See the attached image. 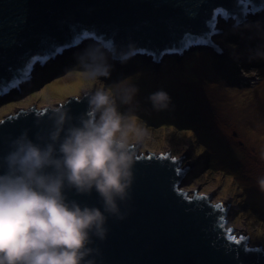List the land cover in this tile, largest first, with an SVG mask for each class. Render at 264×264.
Listing matches in <instances>:
<instances>
[{
	"label": "water",
	"instance_id": "95a60500",
	"mask_svg": "<svg viewBox=\"0 0 264 264\" xmlns=\"http://www.w3.org/2000/svg\"><path fill=\"white\" fill-rule=\"evenodd\" d=\"M217 8L229 13L225 23L230 18L235 21L233 17L242 21L248 14L263 10L264 0H249L247 12L241 0H0V96L19 88L21 83L11 86L12 82L32 56L43 54L53 43L70 41L73 26L111 39L116 48L115 55L111 54L120 57L136 48L162 51L178 42L185 32H209L207 24ZM220 18L225 19L217 16L216 27ZM212 43L215 47L206 46L218 52L219 44ZM92 93L82 99L73 96L53 109H39L34 104L2 119L0 155L8 150L9 141L22 132L34 138L47 126L48 116L55 109L70 110L74 117L84 113L86 98ZM145 142L131 145L135 153L134 179L129 199L121 205L126 218H109L106 239L94 240L92 247L98 249L96 264H264V251L244 250L245 245L264 249L263 245H252V236L228 226L230 202L214 203L199 189L185 190L182 182L189 169L182 167L181 158L171 152H141ZM161 156L174 158L175 163L171 159L161 161ZM66 194L81 204L101 207L95 192L90 197L77 196L74 191ZM216 205H222L223 212ZM221 216L223 228L219 227ZM227 229L237 238L246 239L236 245L227 239Z\"/></svg>",
	"mask_w": 264,
	"mask_h": 264
},
{
	"label": "rangeland",
	"instance_id": "374dc122",
	"mask_svg": "<svg viewBox=\"0 0 264 264\" xmlns=\"http://www.w3.org/2000/svg\"><path fill=\"white\" fill-rule=\"evenodd\" d=\"M248 16L259 24L240 26L246 31L241 37L228 30L231 24L239 28L231 18L227 23L218 20L216 29L222 31L211 37L219 44L218 52L196 45L158 61L146 54L132 55L122 63L104 49L111 74L92 82L79 75V56L98 47L86 40L44 65L37 63L20 89L0 96V121L34 104L53 109L73 96L82 99L97 89L114 91L118 82L127 80L138 93L132 105L117 101L118 110L133 116L134 127L143 130L142 136L129 133L130 145L145 140L141 152L170 151L181 158L182 167L189 169L183 188L199 189L214 203L230 202L228 226L252 236V245L264 247V192L257 183L264 177V46L260 45L264 9ZM223 37L233 43L227 44ZM158 90L171 98L165 110H155L148 99Z\"/></svg>",
	"mask_w": 264,
	"mask_h": 264
},
{
	"label": "clouds",
	"instance_id": "9594fccd",
	"mask_svg": "<svg viewBox=\"0 0 264 264\" xmlns=\"http://www.w3.org/2000/svg\"><path fill=\"white\" fill-rule=\"evenodd\" d=\"M78 60L86 81L111 74L103 48L86 49ZM137 93L127 80L114 91L97 89L79 116L55 109L34 138L25 131L9 141L0 155V264H96L94 240L106 239L109 218H126L121 205L129 199L135 163L129 133L143 130L117 101L132 105ZM148 99L157 111L171 104L164 90ZM257 183L264 192V177ZM71 191L95 192L101 207L70 199Z\"/></svg>",
	"mask_w": 264,
	"mask_h": 264
},
{
	"label": "snow or ice",
	"instance_id": "6c2138e0",
	"mask_svg": "<svg viewBox=\"0 0 264 264\" xmlns=\"http://www.w3.org/2000/svg\"><path fill=\"white\" fill-rule=\"evenodd\" d=\"M241 3L245 5V12H247V4L249 3V0H241ZM189 15L194 16L195 13L189 12ZM217 16H223L225 19H227L229 17V13L225 11L223 8L215 9L213 16L211 17V19L208 21L207 24L210 31L203 35H196L190 32H185L178 42L173 44L171 47L163 49L162 51L161 50L150 51L147 48H136L134 50L128 51L126 55H121L120 59L126 58L127 56L135 55L137 53H141V54L151 55L154 60L158 61L165 54H183L185 50L196 45H212L213 47H215V45L212 43L211 37L212 35L216 34L217 31L216 30ZM233 18L235 19L236 26H239L242 21L238 17H233ZM72 32H73V36L70 39V41L66 42L63 45H56L53 43L49 46V49L45 51L43 54H37L32 56L31 59L26 63L24 68L20 71L18 77L13 80L11 86H16L19 83H22L23 81L30 79L31 78L30 73L33 69V66L36 63H40L41 65H44L53 56L62 53L67 48H71L79 45L84 40H93L98 45L97 48L106 49L115 55L116 48L111 39H107L106 37L99 35L96 31L93 30H84V29L77 30V26H73ZM217 51H219V49H217ZM148 159H152V157L149 156ZM159 159L161 161L171 159L172 162L175 163V159L168 156H161ZM176 172L177 174H179L180 169L177 168ZM215 208L218 209L220 212H223L224 210L222 205H216ZM223 221H224V217L223 216L219 217V227L221 228H223L224 226ZM227 233H228L227 239L231 242H234L236 245H240L241 242L246 239L244 236H240L239 238H237L235 235H232L231 229H227ZM244 250L246 252L264 251V249H260V248L250 249L246 245ZM234 251H237L238 254V250H234Z\"/></svg>",
	"mask_w": 264,
	"mask_h": 264
},
{
	"label": "bare ground",
	"instance_id": "6f19581e",
	"mask_svg": "<svg viewBox=\"0 0 264 264\" xmlns=\"http://www.w3.org/2000/svg\"><path fill=\"white\" fill-rule=\"evenodd\" d=\"M248 16V15H247ZM263 16V14H260L259 15V17H257V18H260V17H262ZM249 17V16H248ZM255 18V17H254ZM257 18H255V19H257ZM249 20H250V22H249ZM244 21V22H243ZM248 23H257V24H259L258 22H256L255 20H252L251 18H244L243 20H242V23L239 25V26H236V27H239V28H235L234 29V27L232 26V24L231 25H229V27H228V30H231V31H235L236 33H238V34H241L240 35V37L241 36H244V35H246V31H244L245 29L244 28H242V27H240V26H242V25H245V24H248ZM233 25L235 26V24L233 23ZM244 29V30H243ZM251 37L252 38H254L255 37V34L254 33H252V35H251ZM84 42H82V44H83ZM215 55H216V53H215ZM219 58V57H218ZM37 67V66H36ZM35 67V68H36ZM34 68V69H35ZM25 84V83H24ZM168 152H170V151H167V152H159V153H156V154H164V153H168Z\"/></svg>",
	"mask_w": 264,
	"mask_h": 264
},
{
	"label": "trees",
	"instance_id": "16d2710c",
	"mask_svg": "<svg viewBox=\"0 0 264 264\" xmlns=\"http://www.w3.org/2000/svg\"><path fill=\"white\" fill-rule=\"evenodd\" d=\"M225 38V39H224ZM221 39H223V40H225V42L227 43V44H229V45H231L232 43H233V40L232 39H230L229 37H223V38H221ZM260 41H261V43H260V45L261 46H264L263 44H264V31H263V36H262V38L260 39ZM196 54V53H195ZM185 76L184 77H186V76H188L189 74H184Z\"/></svg>",
	"mask_w": 264,
	"mask_h": 264
}]
</instances>
